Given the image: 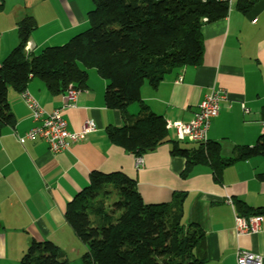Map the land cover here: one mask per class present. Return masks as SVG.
<instances>
[{
  "label": "crops",
  "instance_id": "crops-1",
  "mask_svg": "<svg viewBox=\"0 0 264 264\" xmlns=\"http://www.w3.org/2000/svg\"><path fill=\"white\" fill-rule=\"evenodd\" d=\"M55 3L56 8L50 9L47 0H41L39 9L28 13L26 0L13 4L0 0V64L18 44L16 24L25 16L36 25L26 51L33 55L63 45L88 28L90 0ZM238 5L237 0L224 17L201 26L199 65L167 75L156 89L146 84L140 88L142 104L166 123L188 122L211 89H223L226 96L207 131V140L218 144L223 158L231 157L236 147L253 146L264 129L259 118L264 107V0H257L246 12ZM105 87L106 81L90 69L85 87L61 116L71 133L79 132L88 120L95 130L57 153L41 139H23L33 123L20 94L8 88L12 123L0 133V264H19L31 241L53 243L68 264L72 254L82 258L86 247L63 215L66 205L88 185L92 171L122 173L135 182L147 204L167 203L173 194H182L184 222L198 225L205 234V264H236L237 251L259 254L264 263V215L257 233L237 235L232 205L240 201L251 208L264 207V181L256 178L264 174V158L232 164L217 183L208 165H196L182 177L184 159L171 155L167 143L143 155L144 165L136 170L134 155L106 136L107 128L122 125L123 114L105 105ZM26 91L46 112L63 104V94H50L36 78L28 82ZM138 110L133 103L125 113L134 115ZM167 133L176 140L172 129Z\"/></svg>",
  "mask_w": 264,
  "mask_h": 264
},
{
  "label": "trees",
  "instance_id": "trees-1",
  "mask_svg": "<svg viewBox=\"0 0 264 264\" xmlns=\"http://www.w3.org/2000/svg\"><path fill=\"white\" fill-rule=\"evenodd\" d=\"M246 12L257 0H238ZM88 28L60 46L45 47L39 54L25 51L36 27L31 16L16 24L18 44L0 64V133L12 123L7 102L8 88L21 93L28 82L40 80L52 94H64L68 85L85 87L93 68L106 81L103 94L107 107L118 109L122 125L106 129L109 142L134 157L160 145L170 144V153L184 159L182 177L196 165H208L219 182L224 169L252 157L264 158V129L250 147H236L229 158L220 155L215 142L180 148L168 138L164 119L142 104L140 88L156 89L164 78L202 60L200 28L224 17L226 5L199 0H90ZM136 103L134 115L125 113ZM259 118L264 122V107ZM256 178L264 181V174ZM116 196L112 209L106 198ZM182 194L170 202L144 203L136 184L119 172L92 171L88 185L66 205L64 220L86 247L82 264H205V234L194 223L183 220ZM241 217L264 215V207L251 208L232 202ZM19 264H68L49 241H31Z\"/></svg>",
  "mask_w": 264,
  "mask_h": 264
},
{
  "label": "built area",
  "instance_id": "built-area-1",
  "mask_svg": "<svg viewBox=\"0 0 264 264\" xmlns=\"http://www.w3.org/2000/svg\"><path fill=\"white\" fill-rule=\"evenodd\" d=\"M199 2L219 3L226 5L227 9H230L236 4L237 0H199ZM30 48L31 44L27 42L25 51L28 52ZM79 91L72 85H68L63 94L62 106L50 112L44 111L26 90L19 93L33 123L32 127L24 133L23 139H41L48 144L52 153H57L68 149L71 144L80 142L88 133L93 132L95 124L88 120L83 123L79 132L71 133L67 130V124L61 116V111L72 105ZM225 96L226 93L223 89H211L198 104L196 113L193 114V117L188 122H165L166 130L172 129L175 132L176 140L181 142L192 144L207 143V131L210 120L217 116L220 103ZM143 165L142 156L134 157V168L136 170L141 169ZM259 223L260 216L257 215L248 217H241L236 213L234 215V230L237 235L257 233L260 229ZM235 259L236 264H264L261 255L243 251H237Z\"/></svg>",
  "mask_w": 264,
  "mask_h": 264
},
{
  "label": "rangeland",
  "instance_id": "rangeland-1",
  "mask_svg": "<svg viewBox=\"0 0 264 264\" xmlns=\"http://www.w3.org/2000/svg\"><path fill=\"white\" fill-rule=\"evenodd\" d=\"M13 1H14V3H20L22 0H13ZM13 1L9 0V3L13 4ZM26 1L28 2V13H30L31 10H33V9H35V10L39 9V3L41 0H26ZM47 2H48V5L50 6V9L56 8L55 0H47ZM91 69H93V68H91ZM170 136H172L171 133H170ZM179 146H180V148L191 149L193 147H196L197 145L192 144V143H187V142H179ZM116 199L117 198L113 192L110 195H108L106 198V209L111 210L112 209V203L114 201H116ZM71 261L72 262H70V264H82L81 256H79V258H77V255L75 256V254L74 255L72 254V260Z\"/></svg>",
  "mask_w": 264,
  "mask_h": 264
}]
</instances>
